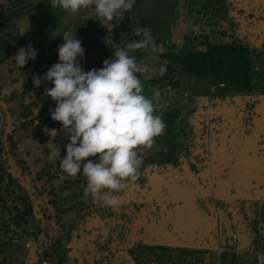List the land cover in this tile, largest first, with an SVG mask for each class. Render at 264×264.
<instances>
[{"label":"trees","instance_id":"16d2710c","mask_svg":"<svg viewBox=\"0 0 264 264\" xmlns=\"http://www.w3.org/2000/svg\"><path fill=\"white\" fill-rule=\"evenodd\" d=\"M191 2L193 9H197L198 13L209 21L211 18L217 20L220 11L224 10V6H232L243 17L246 15L247 24L250 26V35L248 43L220 36L221 38H217L216 41L203 43L200 49L192 51H185L181 47L172 44L164 52L159 53L158 60L153 65L147 54L145 55V53L137 50V62L142 63V66H146L148 69L146 72L138 73L137 75L142 81V87L145 85L147 88L146 96L152 99L154 106L157 104V108H154V114L160 115L163 119V112L171 113L173 118L172 123H175L178 128L179 126L180 128L183 126L181 124L183 118L178 117L179 111L177 112L170 105H165L161 101L163 97L171 96L172 92L177 93L180 90L182 92L185 90L191 92L190 87L195 90H201L203 87L208 89V86L212 83L223 82L225 83V87L219 91V95L232 98L233 100L245 99V101L249 102L254 95L264 94V89L258 90L259 84L252 78L253 75H258L264 83V70H262L264 66V4H261L257 8L254 7L255 0H246L243 7L239 3L228 5L223 0H191ZM135 3H138L137 0ZM50 5L51 0H0V63L17 53L15 52V48H10L8 44L4 43V38L10 37L14 33L13 27L15 30L18 20L27 12L29 13L35 9H41ZM258 22H261V24L257 28L256 23ZM111 24L110 36L112 42L106 43L103 41L104 44L100 49L98 45L89 48V50L92 49L90 50L92 51V57L83 56V60L88 61L89 64L81 66L85 72L91 69H101L104 66L103 61L111 59L112 53L119 49L116 45L120 41H125L130 37L131 42L132 39H135L134 33H137V37L141 35V32H135L137 27H135L131 15L127 14L122 18L115 16L111 20ZM185 39L184 42L189 41V38ZM254 41L256 44H251ZM53 62L54 59L51 58L49 61L41 60V62L37 63L38 70L36 71V76L43 77ZM161 67L166 68L163 74L159 71ZM17 68L23 69L18 66ZM256 68H259L258 71L255 70ZM12 82L16 83L17 81L12 80ZM156 90L158 91V96L153 94ZM198 94L201 95L202 93ZM10 96L11 99H14L15 94L11 93ZM37 100L40 105L38 121L42 124L48 123L50 127L56 130L61 129L62 126H58V121H54L51 118L49 111L55 108V101L51 97L45 100L37 98ZM20 107L22 109L20 117L23 127L28 120L31 109L23 105V103H20ZM177 117L178 119L176 120ZM191 118L193 119V116ZM190 122L188 125L185 123L188 131L183 130L186 142L182 144V147L186 149L193 148L192 132L189 127ZM30 123L34 124L33 120ZM166 132L168 131L165 127V132L154 138L152 147L148 148L150 151L146 153V158L142 159L138 179L134 182L139 191L152 187L153 182L151 181L154 180L152 179V172H166L177 176L180 170H182V166L185 165V160L181 155L182 151L179 152V150V153H176L174 161L165 159L164 163L159 165L160 159H156L159 164L150 160L151 158H157L156 156L161 153L162 146L156 148L157 141L164 138ZM12 138L9 136L8 142L15 157L19 141H14ZM59 152L61 157H63L64 153ZM41 155L42 157L44 156L45 161L41 162V159L38 158L32 162L35 167H38L33 180L40 184L46 183L49 186V190L46 193V190H42L41 187L38 188L37 184H34L31 189L34 196L37 193L45 191L46 195L50 198L47 201L48 208L45 206L44 209L46 210L43 211L45 220H47L48 215L49 219H51V210L54 213L52 218L58 219L68 212L74 211V206H83L80 198L85 195L84 189L87 185V180L80 173L76 175L75 179L62 178L64 171L59 165V158H51L52 152L48 149H42ZM17 164L22 171L25 169V163L22 159H18ZM60 178L62 182L57 184L60 189L58 190L56 189V182ZM261 185L263 184L257 186L261 188L259 196L264 197V188ZM70 202L72 203L70 204ZM244 203L242 210H235V215H239L235 217V221L232 220V216L228 214L229 212L225 214L227 215L226 222H229V226L226 228L225 223L221 224L222 232L217 244V256L203 257L204 250L188 249L187 247L172 248L170 244H138L131 252L133 260L136 264H263L264 199L263 201L256 199ZM0 216L3 217L2 226L5 229V242L0 241V264H12L7 261L5 256V248L11 245L13 238L11 236V228H5L7 221L4 218H7L8 222L17 230H21L23 234L29 236L33 235V232L28 230L30 224L33 226V229H37L38 234L40 229L34 221L35 216L29 197L18 184L17 179L6 170L3 164H0ZM44 235L45 239L46 234ZM43 246L42 242L40 246L41 250ZM54 246L58 247L59 243L56 241Z\"/></svg>","mask_w":264,"mask_h":264},{"label":"rangeland","instance_id":"374dc122","mask_svg":"<svg viewBox=\"0 0 264 264\" xmlns=\"http://www.w3.org/2000/svg\"><path fill=\"white\" fill-rule=\"evenodd\" d=\"M135 1L136 0H128V2L131 4V7L127 10H124L122 14L119 15V17L122 18L124 15L127 14L131 15L135 27H137L135 32H141V35L139 37H137V33H134L133 36L135 39H132V41H139L144 39L143 29H151V33L154 37L158 51L153 53L151 48L138 50L139 52L148 55L152 65L157 62L159 53L164 52L165 49L172 44L181 47V49L185 51H192L200 49V46L203 43L214 42L217 40V38L221 37L232 38L238 41H242L244 43L249 42L248 38L250 35V31L246 21V15L244 14V18L243 15L232 6H224V10L220 11L218 19L215 20L211 18L209 21L206 20V18L202 17L201 14L198 13L197 9H193V4L191 0H137L138 3H135ZM223 1L225 3H228V5H232L233 3H239L242 7L246 2V0ZM261 4H264V0H255L254 7L258 8ZM259 24H261V22L256 23L257 28ZM111 28V21L104 19L96 14L94 4L89 6V8L81 9L76 13L65 11L60 7L53 9L50 5L41 9H35L29 13H25L24 16L21 17V19H19L16 23L15 30L13 27L14 33H12L10 37L4 38V43L8 44L10 48H15V52H18L21 47L27 49L29 45H31L37 52L36 58L34 60H29L28 63L23 67V69L17 68L14 56H10L9 58L3 60L0 63V96L4 99H2L3 102L6 101L10 104V112L13 115L12 120L17 121L16 108L17 105L23 102L31 108V114L28 120L35 121V124H31L30 121L26 122L23 127L21 123L18 122V124H15V129L13 130L15 131V135L13 136L14 140L19 141L18 149L16 150V158L22 159L25 163L24 167L26 170L24 171V177L28 180V184L30 187H32L34 184H37V187H41L42 190H46V193L47 190H49V186L46 183L40 184L33 180V176L38 170V167H35L32 162L38 158L41 159V162L45 161V158H43L44 156L42 157L41 155V150L48 149L52 152V154L56 151L63 152L59 145V141L55 138L52 133L47 130L49 128H55L50 127L48 123L42 124L38 121L40 105L37 98H43L44 100L49 99L50 97L45 95V89L51 88L53 87V85L51 82L42 81L43 84H41L39 87L34 86L33 77L36 76V71L38 70L37 63L41 62V60L49 61L51 58L54 59L53 64L59 62L58 46L63 43V31H74L75 37L81 40L82 47L84 49V55L90 58L92 57V51H90L92 49L89 50V48L91 46L98 45L100 49V47H102L104 44L103 38H106L105 41L111 38ZM58 32H60V34L57 35L56 33ZM185 38H189V41L184 42L186 40ZM109 42L110 41L108 40L106 43ZM127 42H130V37L125 41H120V43L116 46H118L119 49L126 48ZM251 44L255 45L256 43L254 41ZM137 53V50L130 51V55H134L135 57ZM83 58L78 57L80 66L88 65L89 62L83 60ZM139 64L143 65L142 63ZM252 78L255 82H258L259 90L260 88L262 89V79L258 75H253ZM12 80H16L17 82L13 83ZM190 90L192 93V95L190 96L188 91L185 94L186 90L183 92L180 90L177 93L172 92L171 96H165L161 99L163 104L170 105L172 109L177 110V112L179 111L178 117L180 116L181 118H183V121L181 123L183 124V126L181 127L186 131L188 130L185 127V123L186 125H188V123L191 121V126H193V119L191 118L193 116V111L190 109V107H188L191 103H193V98L198 93H202L201 95H204L206 97L212 96L208 92V89L206 87L201 88V90H195L190 87ZM11 93H14L16 96V99H14L12 103L9 102V95H11ZM146 93L147 88L144 85L143 94L146 96ZM153 94L158 96V91H154ZM259 95H254V97L250 99L249 102H251L250 106L252 107V109L251 111L249 110V108L245 109L247 116L249 115V112L255 113V105L259 107L260 102L262 104ZM237 100L239 99H236V101ZM246 102L248 101L246 100ZM236 104H239V106H245V99H240L238 102H236ZM156 105L157 104H155L154 108H157ZM162 116L163 122L166 125V130L168 131L165 133V136H167L168 138L164 137L158 140L156 147L162 146L161 149L164 151L173 150L175 148L180 147L181 142H179L178 140L176 141L177 136L173 135V133H170L172 131L175 134V131H178L177 125L175 123H172L173 118L171 116V113L163 112ZM178 117L176 118V120L178 119ZM58 126H62L60 122H58ZM3 127L4 122L2 121L0 123V130H2ZM57 131L62 134L68 144L69 139L66 134L67 129L61 128ZM163 132H165V130ZM183 136H185V132H183ZM149 151L150 149L144 147H140L137 149V152L142 159L146 158V153ZM65 155L66 154L64 153V156ZM164 156L166 157L160 159V164L156 160L157 158H151L150 160H153L152 162H155L159 165L163 164L165 159H170L171 161H174L173 159H171L172 157L169 154H164ZM168 156L171 158H167ZM261 156L264 159V150L258 152L257 157L259 158V160L262 158ZM1 163H4L9 169L10 164L6 156L3 159L0 155V164ZM190 164L193 165V162L190 161ZM251 170L252 169L250 168V171ZM245 171L247 172V169H245ZM256 171L257 168H254L251 171L252 173L248 170L251 175L256 173ZM242 172L244 171L242 170ZM80 174L85 177L82 172H80ZM66 177L70 179L76 178V176H70L64 172L62 178ZM261 178H264V170L261 174H255V176H253V179L258 182L256 186L261 184ZM61 182L62 179L60 178L58 182H56V189L60 190L57 184ZM231 187V192L233 193L231 196H238L236 193V188L244 187V185H238L237 183L233 184ZM260 191V187L255 188L253 190L254 193L252 196L257 197L251 199H259V201H263L264 197L259 196ZM188 192L192 193L193 196V189H188ZM188 192L185 194V196H189ZM46 193L45 191L42 193L40 192V195L37 193L35 196L36 200L42 203L40 204L42 212L46 210L44 209L45 206L46 208H48L47 201H49L50 199L46 195ZM90 197L91 196L84 195L83 200H88V198ZM98 198L99 197H96L97 200H101ZM230 201H233V199H230ZM230 201L228 200L225 203L223 202V200L221 202L215 201V206H211L213 210H210L209 208L207 209L204 204L202 206L200 204L201 202L198 204L201 205L199 206L200 210L203 211L207 216L212 218L211 221H209L211 222V224H213L214 227H208L207 230H211L208 234L203 233L204 240L202 247H204L205 252L203 254V257L212 255L217 256L218 254L216 242L219 240L220 234L222 232L220 222L223 220V218L220 220L219 215L222 213H228L225 208L228 206V204H230ZM236 201L241 202V198H239L238 196V199ZM71 203L72 202H70V204ZM220 204L221 206L219 207ZM185 207H187V212L188 214H190L192 208L188 206ZM214 208H216L217 213ZM51 212L53 217L54 213L52 210ZM104 212L107 214V212H109V209L105 207ZM77 213V209L74 208V211L68 212L66 215H63L58 219H54L52 217L51 219H49V215L47 216V220H45L46 225L44 229V234H46V238L44 239L43 237L41 240L44 246L42 250L39 248V251H36V254L38 255L41 251L43 252V254L49 256L51 258L49 264H70L67 258L66 243L68 240V236H73L77 234V231L81 228L80 226L82 224L75 222ZM94 218L96 217H94L93 215L90 220ZM2 220L3 217L0 216V241L5 242V229L2 226ZM4 220L7 221V225H5V228H11V236L13 238L11 245L5 248L6 259L12 264H24L26 256L28 254V250L34 244V242L38 240L40 232L38 234L37 229H33V226L30 224L28 226V230L32 231L33 235L29 236L23 234L21 230H17L10 222H8L7 218H4ZM34 221L36 225L38 224L40 229V221L38 220L37 215L35 216ZM224 221H226V219ZM227 224L229 226V222ZM162 225L163 228L166 230L167 235L170 236V239H167V237L165 238V236L157 235L151 237L150 240L145 242V245L170 244L172 248L187 247L188 249H192L180 243L182 240H185L184 242L186 243H190L192 239L188 235V232L187 234L176 232L174 230L176 229V226L171 223H166ZM199 234L200 233H198V237H200ZM235 235L237 236V234ZM195 240L196 238H194L193 240L192 247L193 249H199L197 243L194 242ZM56 241L59 242L58 247H55L53 244ZM26 244H30V247H26ZM93 255L94 254H92V256Z\"/></svg>","mask_w":264,"mask_h":264},{"label":"crops","instance_id":"0c3cea01","mask_svg":"<svg viewBox=\"0 0 264 264\" xmlns=\"http://www.w3.org/2000/svg\"><path fill=\"white\" fill-rule=\"evenodd\" d=\"M103 39L106 40L105 37ZM108 40L112 42V38ZM263 89L264 83L260 90ZM219 91L207 97L197 94L193 103L188 106L193 111V126H189L192 129L193 148L182 147L186 137L183 136L184 129L181 127L175 134L173 132L177 136L176 141L181 142L180 147L173 149L174 151L162 150L156 156L161 159L164 154H169L172 158H167L174 160L178 150L182 151L185 165L177 176L154 171L152 187L140 191L134 183H129L118 194V208L106 206L102 200L93 197L88 200H83L84 196L80 198L83 206H74L78 212L75 222L82 225L77 234L68 236L66 243L70 264H136L132 258V250L138 244L144 245L153 236L166 238L167 233L162 225L166 223L174 224V230L178 233L188 232L192 240L190 243L182 240L181 244L193 248V240L196 238L194 242L199 249L204 250L203 233L208 234L211 231L207 230L208 227H214L210 222L212 218L201 211L199 206L204 204L207 209L213 210L211 206H215V201L223 200L225 203L233 199L225 210L235 221V217L239 216L235 215V210H242L244 202L253 201L251 198L257 197L252 196L253 190L258 186L253 176L264 170L263 157L260 160L257 157L258 152L264 150V94H257L262 104L260 102L259 107L255 105V113L249 112L247 116L245 109L249 108L251 111V102L245 101V106H239L236 104L239 100L220 96ZM190 95L192 93L189 91ZM250 168H257L256 173L251 175ZM260 181L264 184V178ZM237 183L244 185L236 188L242 203L236 201L238 196H231V186ZM188 189H193V196ZM187 192L189 196H185ZM185 206L192 208L190 214ZM105 207L109 209L107 214L104 212ZM214 210L217 213L216 208ZM93 215L96 218L92 221L90 219ZM219 217L220 220L223 218L221 228L222 223L228 228L224 221L227 215L222 213Z\"/></svg>","mask_w":264,"mask_h":264},{"label":"clouds","instance_id":"9594fccd","mask_svg":"<svg viewBox=\"0 0 264 264\" xmlns=\"http://www.w3.org/2000/svg\"><path fill=\"white\" fill-rule=\"evenodd\" d=\"M93 4L96 14L109 21L131 7L128 0H51L53 9L60 7L72 13ZM62 33L59 62L43 77H33L36 87L42 81L52 83L53 87L45 89V95L56 105L49 110L50 115L67 129L66 155L61 157L58 151L51 158H59L60 167L70 176L82 172L87 180L86 196L99 197L106 206L118 208V194L138 179L142 158L137 149L151 148L154 138L166 127L162 117L154 114L153 101L143 94L137 75L148 69L130 55L133 50L151 48L155 53L158 48L151 29L144 28V39L117 49L111 59L103 61L101 69L85 72L78 60L84 56L81 40L74 31ZM36 56L29 45L27 49L21 47L14 59L23 68ZM159 71L163 74L166 68ZM55 132L53 129L52 134Z\"/></svg>","mask_w":264,"mask_h":264},{"label":"water","instance_id":"95a60500","mask_svg":"<svg viewBox=\"0 0 264 264\" xmlns=\"http://www.w3.org/2000/svg\"><path fill=\"white\" fill-rule=\"evenodd\" d=\"M0 106L2 107L3 111L5 112L6 118H7L6 130H5V134L3 136V146L5 149L4 154H5L7 160L10 164L9 172L14 178H16L18 180L21 187L26 191V194L28 195L30 202H31V205H32L33 214H34V216L37 215V218L40 221V234H39L38 240L35 241L34 244L29 248L28 254L26 256L25 263H24V264H36V262H37L36 251H38V249L40 248L41 242H42L41 240L44 237V229H45V225H46L45 218H44L43 212L41 211V208H40V202H38L36 200L35 196L33 195V191L28 184V180L24 177L23 173L18 168L17 164L15 163L14 159L12 158L11 154L8 151L7 135L10 131V125H11L10 115H9V112L7 111V107L1 101H0ZM47 130L50 133H52L53 129H47ZM54 136L59 141V145H60L61 149L63 150V152L66 154V145H67L66 139L57 130H56Z\"/></svg>","mask_w":264,"mask_h":264},{"label":"flooded vegetation","instance_id":"af4514ba","mask_svg":"<svg viewBox=\"0 0 264 264\" xmlns=\"http://www.w3.org/2000/svg\"><path fill=\"white\" fill-rule=\"evenodd\" d=\"M2 97L0 96V101L1 102H3L2 101ZM14 99H16V96L14 97ZM14 99H11V96L9 95V102H11L12 103V101L14 100ZM4 100V99H3ZM4 104H5V106L7 107V111L9 112V115H10V122H11V125H10V131H9V133H8V135H7V147H8V151H9V153L11 154V156H12V158L14 159V161H15V163L17 164V158H16V151H15V157L13 156V153H12V151H11V146H10V144H9V142H8V140H9V136H11V137H13L14 135H15V131H13L14 129H15V124L17 123L18 124V122L19 123H21L22 122V120H21V117H20V113H21V111H22V109H21V107H20V104L19 105H17V108H16V114H17V121L16 120H12V113L10 112V104L8 103V102H6V101H4L3 102ZM21 103H23V102H21ZM23 105H25V106H28V105H26L25 103H23ZM28 107H30V106H28ZM31 109V108H30ZM16 114H15V117H16ZM30 114H31V112H30ZM30 116V115H29ZM28 119H29V117H28ZM4 122V127L2 128V130H0V141H1V145H0V147H1V156H2V158L4 159L5 158V149H4V146H3V136H4V134H5V130H6V125H7V118H6V114H5V112L3 111V109H2V107L0 106V123L1 122ZM31 122L32 120H27V122ZM33 122H34V124H35V121L33 120ZM49 129H51V128H49ZM12 140H14V138H12ZM14 141H16V140H14ZM21 160V159H20ZM1 164H3L4 165V167L6 168V170L9 172V169L7 168V166L4 164V163H1ZM17 166H18V164H17ZM18 168L21 170V168L18 166ZM25 168V167H24ZM26 169H24L23 171L21 170V172L23 173V175H24V171H25ZM10 173V172H9ZM17 182H18V180H17ZM18 184H19V182H18ZM20 185V184H19ZM21 186V185H20ZM26 192V191H25ZM28 196V195H27Z\"/></svg>","mask_w":264,"mask_h":264},{"label":"built area","instance_id":"2783aa9c","mask_svg":"<svg viewBox=\"0 0 264 264\" xmlns=\"http://www.w3.org/2000/svg\"><path fill=\"white\" fill-rule=\"evenodd\" d=\"M264 70V66L262 67ZM259 68H256L255 70L258 71ZM225 87V83L223 82H216V83H212L208 86V92L210 94H216L218 92V90H221ZM186 94V92H185ZM26 247H30V244H26ZM39 251V250H38ZM38 256H39V260H38ZM51 261V258L45 254H43V252L40 251V253L37 255V262L39 264H49Z\"/></svg>","mask_w":264,"mask_h":264}]
</instances>
